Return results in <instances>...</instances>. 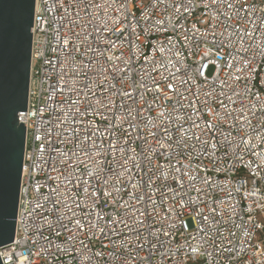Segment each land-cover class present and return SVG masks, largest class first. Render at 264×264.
Instances as JSON below:
<instances>
[{
	"label": "built area",
	"instance_id": "1",
	"mask_svg": "<svg viewBox=\"0 0 264 264\" xmlns=\"http://www.w3.org/2000/svg\"><path fill=\"white\" fill-rule=\"evenodd\" d=\"M30 31L27 105L17 116L25 144L15 231L0 249L2 264H264V0H34ZM166 83L176 89L168 99ZM210 104L225 119L209 115L217 127L202 131ZM181 123L180 137H201L191 154L188 145L161 147L164 129L177 139ZM89 124L100 129L104 175L115 185L105 207L87 198L99 169L73 139ZM110 140L128 149V159L109 151ZM69 149L83 163L73 157L66 167ZM189 167L187 194L176 197L173 211L172 177ZM61 197L81 205L82 220L91 211L94 222L102 214L129 228L109 220L105 230L116 228L109 236L49 231L43 216L55 220L51 200ZM189 199L205 213L215 208V222H202ZM65 223L73 227L71 213Z\"/></svg>",
	"mask_w": 264,
	"mask_h": 264
},
{
	"label": "water",
	"instance_id": "2",
	"mask_svg": "<svg viewBox=\"0 0 264 264\" xmlns=\"http://www.w3.org/2000/svg\"><path fill=\"white\" fill-rule=\"evenodd\" d=\"M34 0H0V249L14 237L31 69ZM0 264L1 260H0Z\"/></svg>",
	"mask_w": 264,
	"mask_h": 264
},
{
	"label": "snow or ice",
	"instance_id": "3",
	"mask_svg": "<svg viewBox=\"0 0 264 264\" xmlns=\"http://www.w3.org/2000/svg\"><path fill=\"white\" fill-rule=\"evenodd\" d=\"M228 8H232L234 7L233 4L229 3L227 4ZM238 15V13H237ZM229 20H231V17H228ZM69 43L71 44V41H69ZM74 47V45H73ZM163 89H164V98L168 99V95L167 93L169 91H172L173 93L176 92L175 87L171 84V83H166L163 85ZM160 91V88H157V92ZM127 96L131 97V93H126ZM220 103H222V101H219ZM73 103H77V101H73ZM205 103H207V101H205ZM100 107L101 108H107L108 105L104 103L103 99L100 100ZM209 108H212V112L211 113H203V117L204 120L206 121V127L205 129H203L202 131H208L210 129L216 128L217 124L213 122V120L208 119L209 115H213L214 118L216 120L219 121H223L225 119V116H222L218 111H215V109L212 107V105H209ZM85 113L87 111V103L85 105V109H84ZM97 111H100V109L98 108ZM198 111H200V109H198ZM139 115V113H137ZM103 120H107L106 116H103V114L101 113ZM163 115V114H162ZM226 115H230V113L226 114ZM124 119H128V117H124ZM192 126L196 127L197 122L196 121H192ZM181 128H183V124L181 123L180 126L176 129V133L175 135L177 136V139L174 140H170L169 136H168V132H169V128L166 127L164 129L165 131V136L161 138V147L164 146V144H168V146L171 148L173 146H175L176 148H183L184 145H188L189 148V154L191 148H194L196 145L195 143H193V141H200L201 137L196 136L195 133H192L191 136H186V137H180L179 133ZM103 131L105 133H108L109 135V129L107 126L104 127ZM81 132L83 134L77 133L73 139H76L79 141V143L82 145L80 151L84 152V154L86 156H88V158L90 160H93L95 165L97 166V168L99 169L98 171L94 172L92 174L91 179L93 181H95V184L89 185V189L90 191H88L87 194V198L89 200L92 201V204L95 205L97 200H104L105 202L102 203L100 206L101 207H105L106 206V197H110L112 196V192L115 188L114 184H110L108 177L106 175H104L105 172V167L104 165L101 163V161L104 159L105 157V153L103 152L102 149H100V143L103 142V138L100 136V129L99 128H93L90 124L87 127V129H82ZM89 141H91V147L95 148L97 152L100 153V157L96 158L92 151L90 150V146H89ZM109 151L116 149L118 151H124L126 153L125 155V159H128L127 157V152L128 149H124L121 145L117 144H113L111 142V140L109 141ZM181 155H183V153H180ZM64 155H66L65 153H61V157H63ZM68 155V159L64 160L63 163L65 164L66 167H74L72 165V159L73 157H75V161L76 164L79 163H83V161L80 159V156L78 155V153L73 152L71 149H69V153ZM160 155H165L164 152H161ZM170 160H171V156H170ZM169 160V162H170ZM133 164L135 166V162L133 161ZM124 165L121 163V168H123ZM60 174L63 175V171L59 170ZM107 171L109 173H114L115 170L112 168H108ZM155 171H159V169H155ZM181 172V175L179 177V179H177L175 176L172 177L173 181H175L178 184V187L173 188L172 189V196H169L168 199L173 201V204H171L169 207L171 210H175V203H178L179 201L176 200V197H180L181 199L183 198L180 194L181 191L183 190V192L185 194H187V188L185 187V182H184V177L186 175H188L189 172L192 171V169L189 167L186 170H179ZM80 178L78 177L77 180H79ZM190 180H195V177L193 176H189ZM165 180H167V177H165ZM70 183H72V181H69ZM206 183V181H205ZM74 187H76V184H73ZM168 186V185H165ZM61 188V185H57L55 189H53L54 193H59V189ZM65 192L68 191L67 187L65 186ZM79 194V193H78ZM147 195V194H146ZM166 194L161 192V197H164ZM113 199H115L113 197ZM136 199L139 200L140 197L137 195ZM148 199H152V197L149 195ZM52 203V209H51V213L55 216V220L54 221H50L48 216H43V220L44 223H47L48 225V230L52 231L53 229H55L56 231H60L61 229H63L66 232H70L71 235L73 237H76L79 233H82L84 231L85 228L90 229L91 231H93V234H95V232L98 230L100 233L103 234V236H109V232H115L116 228H108V231H106V227L108 226V221L111 220L112 224H120L123 223L124 227L127 229L129 228V224L122 218L121 220L117 221L115 219H112V217H108V220H105L104 216L102 214H97V218L95 220V222L93 221V219H91L92 217V212L89 211L88 212V216L89 218L87 220H82L81 218L76 216V209L80 208L81 205L73 198L71 200V203L67 202L66 200L63 199V197H61L60 200H56V199H52L51 200ZM61 206L64 209V211L62 212L61 210ZM187 206L190 207L192 209L193 212H200V218L202 222L205 221H209L210 219L213 220V222H215L214 220V215L216 213V209L212 208L210 209L209 212L205 213L203 211L200 210V206L199 204H197L195 201H192L191 199H189L187 201ZM35 207L37 209H40V213H43L45 211V206L39 202L36 203ZM85 207H87V205H85ZM205 207H207V205H205ZM38 213V215L40 214ZM69 213H71V217L73 218V227L69 228L68 224L65 223V217L69 215ZM182 215V213H181ZM167 216V214H166ZM168 219H171L170 216L167 217ZM154 222V221H153ZM137 223L143 225V221L142 220H138ZM137 232V236L136 239L139 240L140 239V231L138 229H134ZM38 232H40L42 234L43 232V225H41V227L38 229ZM150 236H155L156 241L159 240V236L155 235V233H149ZM110 239V237H109ZM111 242V241H110ZM136 247L138 248H143L144 247V243H139L136 245Z\"/></svg>",
	"mask_w": 264,
	"mask_h": 264
},
{
	"label": "rangeland",
	"instance_id": "4",
	"mask_svg": "<svg viewBox=\"0 0 264 264\" xmlns=\"http://www.w3.org/2000/svg\"><path fill=\"white\" fill-rule=\"evenodd\" d=\"M188 225H189V227H191V222L190 221H188Z\"/></svg>",
	"mask_w": 264,
	"mask_h": 264
}]
</instances>
